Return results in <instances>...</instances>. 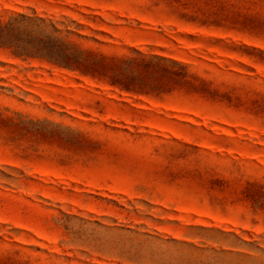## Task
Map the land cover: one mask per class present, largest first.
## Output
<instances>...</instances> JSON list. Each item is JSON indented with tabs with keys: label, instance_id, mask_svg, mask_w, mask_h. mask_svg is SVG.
Returning <instances> with one entry per match:
<instances>
[{
	"label": "rangeland",
	"instance_id": "1",
	"mask_svg": "<svg viewBox=\"0 0 264 264\" xmlns=\"http://www.w3.org/2000/svg\"><path fill=\"white\" fill-rule=\"evenodd\" d=\"M0 22V264H264V0Z\"/></svg>",
	"mask_w": 264,
	"mask_h": 264
},
{
	"label": "trees",
	"instance_id": "2",
	"mask_svg": "<svg viewBox=\"0 0 264 264\" xmlns=\"http://www.w3.org/2000/svg\"><path fill=\"white\" fill-rule=\"evenodd\" d=\"M21 19L25 20L26 18H25V17H21ZM13 20H17V18H14ZM12 23H13V22L8 23V24H6V25H3V24L0 22V39H1V38H4V37H2V36H3V33H5L8 29H10V28L13 26ZM2 40H3V39H2Z\"/></svg>",
	"mask_w": 264,
	"mask_h": 264
}]
</instances>
